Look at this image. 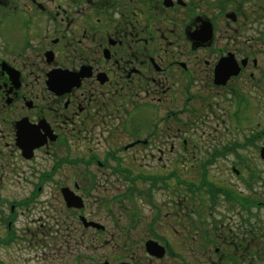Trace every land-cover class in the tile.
Returning a JSON list of instances; mask_svg holds the SVG:
<instances>
[{"label":"flooded vegetation","instance_id":"obj_1","mask_svg":"<svg viewBox=\"0 0 264 264\" xmlns=\"http://www.w3.org/2000/svg\"><path fill=\"white\" fill-rule=\"evenodd\" d=\"M243 1L0 0V142L5 143L0 157L9 149L7 159L0 158V186L9 175L25 173L17 172L21 164L12 162L16 154L21 161H35L28 171L37 177L30 183L36 192L49 185L62 198L65 188L84 198L83 192L98 186L97 173L63 164L96 162L105 182L117 176L130 184L114 195L113 202L141 193L142 203L155 212L147 224L150 235L159 238L154 229L166 214L185 230L192 197L186 160L182 174L173 169L166 179L161 174L150 177L142 167L138 171L122 167L116 154L149 145L159 153L163 149L153 143L171 138L184 139L182 152L191 155L185 139L190 138L186 130L194 111L191 101L203 97L198 90L208 94L204 102L209 105V95L264 91V0H248V8ZM222 59L228 61L221 64L216 80ZM211 109L202 107L200 112ZM144 122L149 125L146 130ZM119 138L132 141L113 148L110 139ZM96 139L111 147L106 157L95 152ZM171 142V151L176 148L178 153L179 145ZM32 145L26 154L24 148ZM80 147L88 150L87 162L63 156L76 154ZM47 159L53 161L49 168ZM165 192L167 200L157 202L156 195ZM29 201L11 204L9 229L18 206ZM166 204L171 210L164 213ZM104 206L112 218L111 201ZM69 210L74 214L81 209ZM75 214L84 229L105 232L106 227L86 226ZM139 215L130 227L138 224L137 216L142 220ZM167 253L177 256L172 250Z\"/></svg>","mask_w":264,"mask_h":264},{"label":"rangeland","instance_id":"obj_2","mask_svg":"<svg viewBox=\"0 0 264 264\" xmlns=\"http://www.w3.org/2000/svg\"><path fill=\"white\" fill-rule=\"evenodd\" d=\"M244 2L248 8V0ZM261 23L264 24V19ZM198 94L203 97L191 101L190 109L194 111L186 130L190 138L185 140L191 148V155L186 156L182 152L184 139L171 138H160L159 143H153L163 149L159 153L149 145L146 149L129 147L116 154L122 160V167L136 171L142 167L148 170L150 177L161 174L166 179H170L173 169L182 174L185 167L182 161L186 160L187 174H190L195 193H192L190 218L185 230L166 214L154 229L159 238L150 235L147 224L155 212L142 203L141 193H133L121 200L122 203L113 202L114 195L122 193L130 186L129 183L117 176H110L105 182V176L100 174L103 171L98 173L96 162L86 165L65 161L63 168L91 169L98 176V186L95 190L83 192L85 206L74 214L94 219L105 225L106 230L99 233L84 229L76 214L74 217L73 211L69 210L72 208L66 206L61 194L51 190V186H45L43 192H36L30 184L37 180V177H30L28 165L31 162L21 161L15 154L12 162L16 163L15 166L21 164L17 172L25 170V173L9 175L8 179H2L3 185L0 186V264H102L105 261L110 264H182L183 261L187 264H234L229 256L238 258L237 264H264V157L261 156V148L264 147V91H253L242 97L209 95L212 105L204 102L208 94L201 90ZM202 107L206 111L207 108L212 109L206 114L200 112ZM159 114L162 116L164 112ZM147 127L149 125L144 122V130ZM101 141L103 139H96L94 143L100 158L106 157L105 153L111 150L105 141ZM110 141L111 146L117 148L132 139ZM171 141L179 145L178 153L176 148L175 153L171 151ZM3 146L4 139L0 148ZM8 150L1 154V159H7ZM139 150L148 155L143 157ZM150 153L155 157L152 158ZM63 156L68 159L79 156L86 162L89 158L88 150L82 147L76 154L64 152ZM112 163L116 165L118 161ZM52 164L53 161L47 159L48 168ZM88 184L86 182L85 186ZM167 194L159 193L155 200L159 203L167 200ZM256 199L261 205L257 206ZM21 200L30 201L23 207L18 206L9 229L6 218L10 206ZM106 200L111 201L112 218L105 210ZM165 206L163 211L167 213L171 208L167 204ZM136 215L142 220L137 216L138 224L132 228L130 225ZM207 234L211 240L215 239L213 243L205 241L203 237ZM148 239L166 248L170 246L177 256L167 253L157 261L145 250ZM217 248L218 253L215 252Z\"/></svg>","mask_w":264,"mask_h":264},{"label":"water","instance_id":"obj_3","mask_svg":"<svg viewBox=\"0 0 264 264\" xmlns=\"http://www.w3.org/2000/svg\"><path fill=\"white\" fill-rule=\"evenodd\" d=\"M225 61H228V59H225V60L222 59L218 65L217 69H216V72H217L216 73V80L219 78V71L218 70H219L221 64H223V62H225ZM237 72L238 71H236L235 74ZM34 147H35V145H32L28 150H26L24 148L26 154H28L29 151H31ZM261 152H262V156H264V148L262 149ZM63 195H64V198H65V201H66L68 207L82 208L84 206L82 197L76 195L74 192L69 191L68 188H65L63 190ZM82 220L86 226H96L99 229L104 228L103 225H101L99 223L88 222L85 218H83ZM145 249L150 256H153V257H156L159 259L163 258L166 254V248L155 240H148L145 243ZM104 264H109V263L105 262ZM120 264H131V263L123 262Z\"/></svg>","mask_w":264,"mask_h":264},{"label":"trees","instance_id":"obj_4","mask_svg":"<svg viewBox=\"0 0 264 264\" xmlns=\"http://www.w3.org/2000/svg\"><path fill=\"white\" fill-rule=\"evenodd\" d=\"M208 183H210V182H208ZM255 202H256L257 206L261 205V204L258 202L257 199H256ZM204 239H205L208 243L214 242L213 240H211V239L209 238V234L205 235V236H204ZM229 259L231 260L232 263L237 264L238 258H234L233 256H229Z\"/></svg>","mask_w":264,"mask_h":264}]
</instances>
